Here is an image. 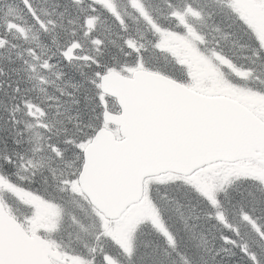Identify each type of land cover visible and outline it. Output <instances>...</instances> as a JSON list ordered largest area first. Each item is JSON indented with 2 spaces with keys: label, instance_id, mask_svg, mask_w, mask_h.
<instances>
[{
  "label": "snow or ice",
  "instance_id": "snow-or-ice-1",
  "mask_svg": "<svg viewBox=\"0 0 264 264\" xmlns=\"http://www.w3.org/2000/svg\"><path fill=\"white\" fill-rule=\"evenodd\" d=\"M0 264H264V0H0Z\"/></svg>",
  "mask_w": 264,
  "mask_h": 264
}]
</instances>
